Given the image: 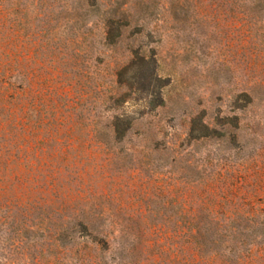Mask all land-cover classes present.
<instances>
[{"label":"rangeland","instance_id":"obj_1","mask_svg":"<svg viewBox=\"0 0 264 264\" xmlns=\"http://www.w3.org/2000/svg\"><path fill=\"white\" fill-rule=\"evenodd\" d=\"M0 48L16 54L17 80L32 89L27 98L41 117L66 119L60 141L67 143L21 172L8 162L15 144L4 145L0 264H182V254L192 253L182 250L191 225L182 194L194 199L201 191L230 200L214 206L219 230L204 225L225 242L201 253L203 263H224L232 243L227 215L249 210L238 207L242 194L264 197V0H0ZM142 56L156 60L163 106L154 87L135 84L122 88L129 96L112 109L117 69ZM129 68L128 81L139 65ZM116 114L131 119L132 130L122 145L102 147L94 136ZM234 117L235 142L227 132ZM193 119L195 135L206 133L205 124L225 139L210 132L189 141ZM81 214L110 234L106 250L83 234L62 240ZM252 237L257 244L240 264H264V227Z\"/></svg>","mask_w":264,"mask_h":264},{"label":"trees","instance_id":"obj_2","mask_svg":"<svg viewBox=\"0 0 264 264\" xmlns=\"http://www.w3.org/2000/svg\"><path fill=\"white\" fill-rule=\"evenodd\" d=\"M106 35L105 41H107V45H114L108 36L109 32H107ZM8 45H14V40L11 39ZM0 57L6 59L5 62L0 61V134L2 136L6 134L7 136H0V153L5 148V144H15V152L12 154L11 159H8V162L17 164L16 167L19 168V172H21L20 167L31 168L36 161L40 164V160L44 159L43 157L47 155L48 148H51L53 144H64L66 146L67 143L62 142L61 144L60 141L62 139L60 137H63L62 129L66 124V119L62 116L54 117V115H52L51 120L41 117L42 113L38 108V102L33 100V98H30L29 100L27 98V95L32 92V89L28 87L26 88V86L24 88V86L17 80L18 73L14 69L16 54L10 50L4 53L0 48ZM138 61L139 62L137 63L132 61L127 66L117 69L115 74V76H117V80L114 82L116 85L115 87H117V94L115 95V99L112 97L109 99H114L112 104L115 105L112 109H116L121 102L129 96L127 93H120L122 88L131 90L135 84L145 90H149L151 87H154V94L157 100L156 106H163L164 102L161 92L162 87L160 85L161 78L158 75L156 60L153 57L147 60L146 56H142ZM134 64L139 65V69L135 72V75L130 77L128 81L124 76L126 72L129 71V67H132ZM243 96L245 97L247 104L251 105L252 100L250 95L245 92L243 93ZM38 113L40 115H38ZM197 119L199 120V118ZM198 120L193 119V121H191V125L193 126L187 137L189 141H197L199 139L207 138L210 132L217 134L218 138L221 140L225 139L227 135L225 132H218L216 128L210 129L205 124H201V127L206 131V133L199 136L195 135L194 126L199 123ZM239 121V118L234 117V126L232 127L234 131H227L229 132L230 141H237L238 134L236 133V130L239 128ZM133 125V121L126 118L123 114L113 115L111 118L106 120L103 129L101 130L100 127V132L97 131L94 136L95 142L102 147L104 146L108 148L122 145L127 134L130 130H132ZM224 128H227V126ZM68 129L72 130V126L68 127ZM71 135L73 134H68L66 138L71 140L69 141L70 143H74V137ZM30 155H32L33 161L29 164ZM35 166H38V164ZM3 176H5L4 171L0 168V197H3V193L7 191L6 184L2 181ZM18 178H20L19 175L11 176V179H14L17 182L19 180ZM239 182L242 183L241 177H239V180H235L236 187L241 188L243 185L239 184ZM256 184L257 185L254 187L255 189L260 187L258 183ZM204 185L207 187L209 193H214L212 187L206 185L205 182ZM202 192L203 191L198 193L194 199L190 197L186 199L185 193L182 194L184 199L181 213L190 218L191 224L187 228L188 230L182 232V236L186 237V240L183 241L182 250L183 252L187 249L192 251V253L188 255L182 254V264H213V259L210 263H208L209 261L203 263L202 261L204 260L201 257V253H203V251L211 252L214 248H218V245L225 242L224 239H221L223 235L217 232V229L219 230L220 226L215 216L217 213L215 214L216 209H214V206H220L221 202L228 204L230 200L221 196L217 201H213L210 198L207 199L202 197ZM235 194H237V191H235ZM240 198L241 205L238 204V207H247L249 210L246 212L240 211L235 214L227 215V218L230 219L229 222L232 225L230 231H228V238L231 237L232 243L231 245L224 247L227 254L226 259L223 260L225 264H240L239 262L244 259L242 257L244 252L248 251L251 253L252 247L257 244L255 241H252L253 233L256 232L258 228L264 227V197L261 195L242 194ZM187 202H194L193 205L197 206V208H194L193 210L186 209ZM4 206L5 205H3V208ZM1 211L2 205H0V212ZM9 218L13 217L10 215ZM97 220L98 218L94 215L81 214L78 217L76 216L72 222L74 227L70 228L71 231L68 235L66 234V236H62V240L70 242L76 234L79 236L83 234L84 237H87L96 246H104V249L106 250L109 245L110 234L102 232V224L101 222H98L97 224ZM213 222H215L214 225L217 227V229L215 227V239H211L213 234L208 236V232L213 233V231H209L210 228H204V225L211 226L213 225ZM5 224L6 221L4 220V217L0 216V226ZM12 224H14V219H12ZM250 229L251 232L249 233ZM28 230L29 229L24 230L23 238L29 239ZM17 232L18 229L13 230V233ZM19 235L20 234H17V236ZM59 237L57 240H59ZM214 255L216 254L214 253ZM231 255H233V257H231Z\"/></svg>","mask_w":264,"mask_h":264}]
</instances>
